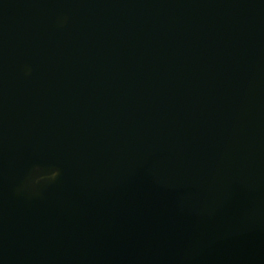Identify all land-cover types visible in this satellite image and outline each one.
Here are the masks:
<instances>
[{
  "label": "water",
  "instance_id": "water-1",
  "mask_svg": "<svg viewBox=\"0 0 264 264\" xmlns=\"http://www.w3.org/2000/svg\"><path fill=\"white\" fill-rule=\"evenodd\" d=\"M0 264H264V0H0Z\"/></svg>",
  "mask_w": 264,
  "mask_h": 264
},
{
  "label": "clouds",
  "instance_id": "clouds-1",
  "mask_svg": "<svg viewBox=\"0 0 264 264\" xmlns=\"http://www.w3.org/2000/svg\"><path fill=\"white\" fill-rule=\"evenodd\" d=\"M59 175V170L53 171L50 176H44L39 174H32L29 176L27 183L29 184H39L41 181L54 180Z\"/></svg>",
  "mask_w": 264,
  "mask_h": 264
}]
</instances>
